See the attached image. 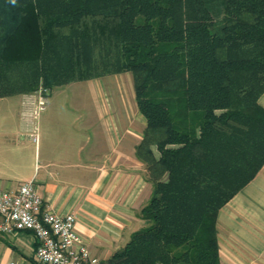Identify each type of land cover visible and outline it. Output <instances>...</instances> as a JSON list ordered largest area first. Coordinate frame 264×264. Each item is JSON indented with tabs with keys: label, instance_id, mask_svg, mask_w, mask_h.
I'll use <instances>...</instances> for the list:
<instances>
[{
	"label": "trees",
	"instance_id": "obj_1",
	"mask_svg": "<svg viewBox=\"0 0 264 264\" xmlns=\"http://www.w3.org/2000/svg\"><path fill=\"white\" fill-rule=\"evenodd\" d=\"M2 1L0 98L132 74L154 182L146 227L101 264H221L218 213L264 165V0Z\"/></svg>",
	"mask_w": 264,
	"mask_h": 264
},
{
	"label": "crops",
	"instance_id": "obj_2",
	"mask_svg": "<svg viewBox=\"0 0 264 264\" xmlns=\"http://www.w3.org/2000/svg\"><path fill=\"white\" fill-rule=\"evenodd\" d=\"M73 82H88L98 96L83 105L80 101L69 103L70 111L63 115L62 123L67 135L57 144L51 141L28 147L12 140L5 128L9 117L5 100L18 96L24 105V118L16 133L30 129L36 117L32 105L37 100L25 101L24 94L0 98V190L16 191L33 179L43 208L74 214L78 233L91 254L103 263L127 243L132 233L146 227L138 214L152 190L146 168L136 155L143 133L139 132L136 113L122 112L121 104L107 106L111 99L101 82ZM258 103L264 108V92ZM216 228L221 264H264V165L220 209ZM36 247L31 231L0 233V264H40L35 258Z\"/></svg>",
	"mask_w": 264,
	"mask_h": 264
},
{
	"label": "rangeland",
	"instance_id": "obj_3",
	"mask_svg": "<svg viewBox=\"0 0 264 264\" xmlns=\"http://www.w3.org/2000/svg\"><path fill=\"white\" fill-rule=\"evenodd\" d=\"M210 10L215 24L220 26L223 21V7L221 2H211ZM12 23L13 17L11 16L10 7L6 2L0 0V37L8 31ZM94 79L104 85L105 94L111 99V102L108 101L109 104L107 106L119 107L121 104L120 108L122 112H127L131 115L136 113L139 132L142 131L143 133L145 130V124H143L144 118L139 114L136 108L132 74L130 72H121ZM39 90L40 89L24 94L27 98L25 101L34 102L38 100V97L45 98L46 95L49 94V91L44 93ZM95 90L97 91V89ZM95 90L89 87L88 82H73L64 86L52 88L48 97L44 99L42 108L39 109L36 117L32 119L29 127L30 129L25 133L15 132L18 123L24 118V105H22L18 96L9 98L8 100H5V109L7 113H9L8 120L5 122V128L8 130L12 140L16 139L19 142H23L28 147L48 144L51 143V141L57 144L67 135L64 131L65 129L62 127V123L64 118L63 115L67 113L68 110L70 111L71 105L69 103L72 101L75 103L76 101H80L81 105H83L84 102L88 101L87 99L98 96V93ZM102 95L103 92L101 91L99 96ZM32 107V112L35 115L38 110L37 101ZM50 122L52 125L49 124ZM52 138H54V140ZM153 152L156 156L159 155L154 147ZM146 179L152 190L154 182L153 174L147 170Z\"/></svg>",
	"mask_w": 264,
	"mask_h": 264
},
{
	"label": "built area",
	"instance_id": "obj_4",
	"mask_svg": "<svg viewBox=\"0 0 264 264\" xmlns=\"http://www.w3.org/2000/svg\"><path fill=\"white\" fill-rule=\"evenodd\" d=\"M37 104L35 115L42 108L44 98L38 97ZM17 230H28L35 235V258L40 264H101L78 233L76 216L44 209L33 179L23 182L16 191L0 190V233Z\"/></svg>",
	"mask_w": 264,
	"mask_h": 264
},
{
	"label": "clouds",
	"instance_id": "obj_5",
	"mask_svg": "<svg viewBox=\"0 0 264 264\" xmlns=\"http://www.w3.org/2000/svg\"><path fill=\"white\" fill-rule=\"evenodd\" d=\"M12 4L14 5L16 3V0H11Z\"/></svg>",
	"mask_w": 264,
	"mask_h": 264
}]
</instances>
